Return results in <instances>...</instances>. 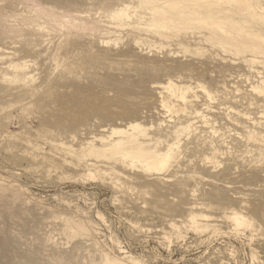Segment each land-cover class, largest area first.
Here are the masks:
<instances>
[{
  "label": "rangeland",
  "instance_id": "obj_1",
  "mask_svg": "<svg viewBox=\"0 0 264 264\" xmlns=\"http://www.w3.org/2000/svg\"><path fill=\"white\" fill-rule=\"evenodd\" d=\"M146 1L0 0V264H264V0Z\"/></svg>",
  "mask_w": 264,
  "mask_h": 264
},
{
  "label": "bare ground",
  "instance_id": "obj_2",
  "mask_svg": "<svg viewBox=\"0 0 264 264\" xmlns=\"http://www.w3.org/2000/svg\"><path fill=\"white\" fill-rule=\"evenodd\" d=\"M148 1H151V0H148ZM148 1H146V2H148ZM167 1H170V0H167ZM167 1H166V2H167ZM225 1H226V0H225ZM235 1H236V0H235ZM239 1H240V0H239ZM152 2H154V0H153ZM189 2H190V1H189ZM142 3H143V2H142ZM164 4H165V2H164ZM169 4H170V3H169ZM204 4H206V3L204 2ZM204 4H203V5H204ZM208 5H209V4H208ZM212 5H213V4H212ZM167 6H168V5H167ZM197 6H198V5H197ZM205 6H206V5H205ZM210 6H211V5H210ZM152 7H153V6H152ZM200 7H201V6H200ZM182 8H184V7L182 6ZM180 9H181V8H180ZM219 10H220V9H219ZM152 11H153V10H152ZM226 11H227V10H226ZM228 11H229V8H228ZM123 12H125V11H123ZM123 14H124V13H123ZM202 16H203V15H202ZM202 16H201V18H202ZM212 16H213V15H212ZM212 16H211V17H212ZM225 16H226V15H225ZM205 17H208V16H204V18H205ZM209 17H210V16H209ZM227 17H228V16H227ZM160 18H161V17H160ZM214 18H215V17H214ZM168 19H169V18H168ZM182 19H184V18H182ZM186 19H187V18H186ZM239 19H240V18H239ZM150 20H151V19H150ZM164 20H167V19H165V18H161V20H157V21H156V19H154V20H152V23H155V25H157V26L159 27V26H162V24L160 23V24H161V25H160L159 22H160V21H164ZM191 20H192V19H191ZM262 20H263V19H262ZM169 21H170V20H169ZM169 21H168V22H169ZM227 21H228V20H227ZM199 22H200V21H199ZM150 23H151V21H150ZM157 23H158V24H157ZM178 24H180V23H178ZM231 24H232V23H231ZM151 25H152V24H151ZM163 25L166 26L167 24H166V25L163 24ZM181 25H183V24H181ZM215 25H216V24H215ZM234 25H235V24H234ZM164 26H162V27L164 28ZM167 26H169V25H167ZM223 26H224V25H223ZM235 26H237V25H235ZM155 27H156V26H155ZM169 27H170V26H169ZM174 27H175V26H174ZM159 28H160V27H159ZM237 28H238V27H237ZM161 29H162V28H161ZM164 29H165V28H164ZM166 29H167V28H166ZM174 29H175V28H174ZM236 30H237V29H236ZM253 31H254V30H253ZM236 32H237V31H236ZM199 34H200V33H199ZM224 34H227V33H224ZM228 36H229V35H228ZM240 38H241V36H240ZM134 41H135V40H134ZM107 42H108V41H107ZM162 45H163V44H162ZM90 46H91V45H90ZM0 50H1V49H0ZM4 50H5V49H4ZM2 51H3V50H2ZM5 51H6V50H5ZM10 51H11V50H10ZM96 52H97V51H96ZM98 52H99V51H98ZM6 53H8V51H6ZM2 56H3V55H2ZM62 58H63V57H62ZM233 61H234V60H233ZM12 62H13V61H12ZM25 68H26V64H24V62H23L22 64H9V69L14 70V72H15V73H14V78H12L13 81H16V82H17L16 84H19V85L17 86V88L22 89L21 91H23V92L27 91L26 88H25V87H26L25 85H27V82H29L30 79H31L30 75L28 74V72L26 71ZM12 72H13V71H12ZM189 72H191V71H189ZM10 77H11V76H10ZM33 78H34V77H33ZM263 79H264V78H263ZM12 83H13V82H12ZM152 84H153V83H152ZM29 85H30V84H29ZM150 85H151V84H150ZM259 86H260V85H259ZM28 88H29V87H28ZM33 88H34V87H33ZM19 89H18V90H19ZM28 90H29V89H28ZM47 91H48V90H47ZM47 91H46V92H47ZM51 93H52V92H51ZM227 104H228V103H227ZM233 110H234V109H233ZM137 122H138V121H137ZM128 123H129V122H128ZM130 127H132V128H130ZM138 127H139V125H138V123H136V122H134V123H131V122H130V124H129V128L132 129V130H133V128L135 129V128H138ZM143 127H144V126H143ZM124 128H125V127H124ZM124 128H123V129H124ZM123 129H122V128H114V127H113V128L111 129L110 134L113 135V134H116V133H122V132L125 131V130H123ZM213 130H214V129H213ZM139 131H140V130H139ZM127 133H128V132H127ZM124 134H125V133H124ZM128 135H129V134H128ZM97 136H98V135H97ZM97 136H96V137H97ZM134 136H135V135H134ZM109 137H111V136H109ZM109 137H108V139H109ZM129 137H131V136L129 135ZM88 139H89V138H88ZM93 139H94V138H93ZM105 139L107 140V138H105V137H103V136H98V138H96V140H97L98 142L101 143V146H102V147L104 146V148L101 147V148L104 149V150H105V146H106V145H105V144H102V143L105 141ZM126 139H127V138H125V140H126ZM110 141H111V142H110ZM110 141H109L110 143H108L110 146L107 145V146H108V147H107V150H108V148L110 149V147H112L113 145H114V146H119V148H120L121 146H124V145H125V144H124V141H122V139H120V138H118V139H113V140H110ZM91 142H92V141H90V143H91ZM54 143H55V142H54ZM57 143H58V142H57ZM90 143H89V141H88V143H86V146H85V147H87V144H90ZM58 144H59V143H58ZM177 144H178V143H177ZM61 145H62V144H61ZM84 145H85V144H84ZM126 145H127V144H126ZM63 146H64V145H63ZM65 146H66V145H65ZM65 146H64V147H65ZM80 146H81V145H80ZM128 146H129V145H128ZM138 146H139V145H138ZM66 147H67V146H66ZM91 147H92V145H91ZM124 147H125V146H124ZM134 147H135V146H134ZM136 147H137V146H136ZM176 147H177V146H176ZM176 147H175V148H176ZM68 148H71V147H68ZM93 148L95 149V147H92L91 149L94 150ZM112 148H113V147H112ZM114 148H115V147H114ZM66 149H67V148H66ZM79 149H80V148H79ZM97 149H100V148H97ZM116 149H117V148H116ZM134 149H135V148H134ZM134 149H133V150L131 149L130 151H135ZM68 150H69V149H68ZM68 150H67V151H68ZM72 150H73V149H72ZM72 150H71V151H72ZM86 150L88 151V149H86ZM92 150H91V151H92ZM123 150H125V149H123ZM137 150H139L138 147H137ZM87 151H86V152H87ZM126 151H127V149H126ZM128 151H129V150H128ZM139 151H140V150H139ZM68 152H70V151H68ZM86 152H85V153H86ZM88 153H89V152H88ZM90 153H91V152H90ZM90 153H89V154H90ZM92 153H93V152H92ZM94 153H95V152H94ZM97 153H98V152H97ZM103 154H104V153H103ZM141 154H144V152H141ZM82 155H83V154H82ZM134 155H135V154H134ZM136 155H137V154H136ZM144 155H145V154H144ZM174 155H175V154H174ZM138 156H139V154H138ZM138 156H135V157H138ZM140 156H141V155H140ZM140 156H139V157H140ZM101 157H102V156H101ZM130 157H132V156H130ZM155 157H156V156H155ZM103 158H104V160L106 159V157H103ZM143 158L145 159V157H143ZM170 158H171V157H170ZM172 159H173V158H172ZM153 160H154V159H152V162H151L150 159H149L148 161H149L150 163L148 162V163H149L148 165L152 164V163L155 161V160H154V161H153ZM174 160H175V159H174ZM109 161H110V160H109ZM157 161L159 162V159H158V158H157ZM161 161H162V158H161ZM163 162H164V161H163ZM163 162L161 163V164H162L161 166L164 165ZM146 163H147V161H146ZM146 163H145V164H146ZM155 164L157 165L158 163H155ZM148 165H147V166H148ZM158 165H159V167H157V166H156V167H157L158 169H160V164H158ZM147 166H146V167H147ZM153 166H154V164H153ZM149 167H150V166H149ZM154 167H155V166H154ZM157 168H156V169H157ZM158 169H157V171H159ZM106 258H107V256H106ZM127 259H128V258H127ZM108 262H109V260H108ZM112 262H113V261H112ZM113 263H114V262H113ZM115 263H116V262H115Z\"/></svg>",
  "mask_w": 264,
  "mask_h": 264
}]
</instances>
